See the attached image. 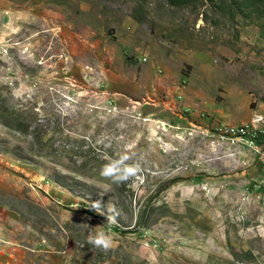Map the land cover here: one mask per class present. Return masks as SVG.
<instances>
[{
  "label": "rangeland",
  "instance_id": "rangeland-1",
  "mask_svg": "<svg viewBox=\"0 0 264 264\" xmlns=\"http://www.w3.org/2000/svg\"><path fill=\"white\" fill-rule=\"evenodd\" d=\"M250 124L264 0H0V264H264V169L211 133Z\"/></svg>",
  "mask_w": 264,
  "mask_h": 264
},
{
  "label": "clouds",
  "instance_id": "clouds-1",
  "mask_svg": "<svg viewBox=\"0 0 264 264\" xmlns=\"http://www.w3.org/2000/svg\"><path fill=\"white\" fill-rule=\"evenodd\" d=\"M130 159L131 157L127 153H121L117 158L109 159L101 166L100 176L117 185L129 181L140 172L139 163H128ZM91 207L100 215H106L108 223L114 222L119 215V210L110 203L107 206L106 213L99 202L93 203ZM87 243L95 248L107 251L112 246V238L108 233L99 231L94 235L89 234Z\"/></svg>",
  "mask_w": 264,
  "mask_h": 264
},
{
  "label": "built area",
  "instance_id": "built-area-1",
  "mask_svg": "<svg viewBox=\"0 0 264 264\" xmlns=\"http://www.w3.org/2000/svg\"><path fill=\"white\" fill-rule=\"evenodd\" d=\"M214 137L224 142L233 144L243 143L251 149L264 169V140L257 133L255 127L228 126L221 127L211 131Z\"/></svg>",
  "mask_w": 264,
  "mask_h": 264
},
{
  "label": "bare ground",
  "instance_id": "bare-ground-1",
  "mask_svg": "<svg viewBox=\"0 0 264 264\" xmlns=\"http://www.w3.org/2000/svg\"><path fill=\"white\" fill-rule=\"evenodd\" d=\"M245 127H250V125H247V126H245Z\"/></svg>",
  "mask_w": 264,
  "mask_h": 264
},
{
  "label": "crops",
  "instance_id": "crops-1",
  "mask_svg": "<svg viewBox=\"0 0 264 264\" xmlns=\"http://www.w3.org/2000/svg\"><path fill=\"white\" fill-rule=\"evenodd\" d=\"M263 174H264V171H263ZM263 177H264V175H263Z\"/></svg>",
  "mask_w": 264,
  "mask_h": 264
}]
</instances>
